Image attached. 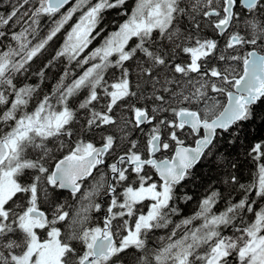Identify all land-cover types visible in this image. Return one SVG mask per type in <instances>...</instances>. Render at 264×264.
I'll list each match as a JSON object with an SVG mask.
<instances>
[{
	"label": "snow or ice",
	"instance_id": "1",
	"mask_svg": "<svg viewBox=\"0 0 264 264\" xmlns=\"http://www.w3.org/2000/svg\"><path fill=\"white\" fill-rule=\"evenodd\" d=\"M0 6V264H264V0Z\"/></svg>",
	"mask_w": 264,
	"mask_h": 264
},
{
	"label": "trees",
	"instance_id": "2",
	"mask_svg": "<svg viewBox=\"0 0 264 264\" xmlns=\"http://www.w3.org/2000/svg\"><path fill=\"white\" fill-rule=\"evenodd\" d=\"M207 171L208 169L206 167L203 169H197L195 178L185 186L184 190H190L199 194L202 191V181L206 178Z\"/></svg>",
	"mask_w": 264,
	"mask_h": 264
}]
</instances>
